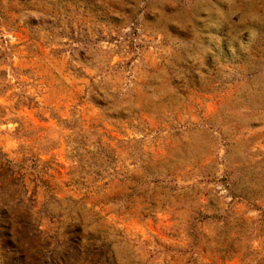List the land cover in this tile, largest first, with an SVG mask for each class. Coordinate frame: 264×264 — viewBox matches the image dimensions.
Segmentation results:
<instances>
[{
	"label": "rangeland",
	"instance_id": "obj_1",
	"mask_svg": "<svg viewBox=\"0 0 264 264\" xmlns=\"http://www.w3.org/2000/svg\"><path fill=\"white\" fill-rule=\"evenodd\" d=\"M0 264H264V0H0Z\"/></svg>",
	"mask_w": 264,
	"mask_h": 264
}]
</instances>
